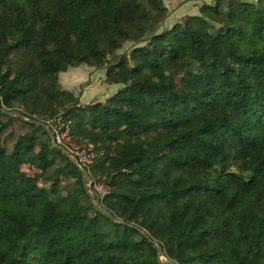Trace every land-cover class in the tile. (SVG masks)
<instances>
[{"label":"trees","instance_id":"trees-1","mask_svg":"<svg viewBox=\"0 0 264 264\" xmlns=\"http://www.w3.org/2000/svg\"><path fill=\"white\" fill-rule=\"evenodd\" d=\"M166 14L0 0L1 106L91 145L83 167L123 221L42 127L0 109V264H160L150 239L174 264H264V0H214L157 32ZM126 42L144 43L114 56ZM82 64L123 86L80 104L58 75Z\"/></svg>","mask_w":264,"mask_h":264},{"label":"rangeland","instance_id":"rangeland-1","mask_svg":"<svg viewBox=\"0 0 264 264\" xmlns=\"http://www.w3.org/2000/svg\"><path fill=\"white\" fill-rule=\"evenodd\" d=\"M248 1L256 2L257 0ZM163 2L167 8V14L158 26L156 30L157 32H161L163 29L171 28L175 23L182 22L189 15L198 14L199 8L202 4H212L214 0H163ZM143 43L144 42L133 45L131 42H126L123 47L116 51L114 56H118L120 54H126L128 56L134 46H139ZM112 60L114 59L112 58ZM105 72V67L96 68L82 64L77 67H69L66 71L59 73L58 77L62 88L73 92L80 104H88L95 101H105L106 98L113 95L123 86L122 84L106 83ZM143 75L148 76L147 71H143ZM66 144L69 147L68 151L73 152L74 145L70 143L69 140ZM91 148V145H88L87 149H80L87 160L86 163L90 162L94 155ZM78 163L82 168H84L83 163ZM24 170L29 175H33L35 172V170L29 166H24ZM89 182L92 184L91 179H89ZM92 186L96 189V191H98V193L103 192L102 186L96 184H92Z\"/></svg>","mask_w":264,"mask_h":264},{"label":"water","instance_id":"water-1","mask_svg":"<svg viewBox=\"0 0 264 264\" xmlns=\"http://www.w3.org/2000/svg\"><path fill=\"white\" fill-rule=\"evenodd\" d=\"M0 109L3 112H6L8 114L14 115L17 118L29 122V123H33L37 126H40L44 129V131L47 133L51 145L53 148H56L58 150H60L62 152L63 155H65L71 162L72 164L80 171L81 173V181L84 187V190L86 191V193L89 195V198L91 200V202L93 203L94 207L101 212L106 218H108L110 221L114 222V223H123V221L119 220L118 218L110 215V213L108 212V210L106 208H104L101 204H100V198H99V193L98 191H96V189L92 186L91 182H89L90 176L88 174V172L82 168L77 159L72 156L69 151L64 148L63 146L57 144L55 142V138H54V133L51 130L50 126L42 121L36 120V119H31V118H26L24 117V115L18 111V110H14V111H7L5 110L2 106H1V101H0ZM95 197V200H94ZM141 234L144 235L146 238H148L145 234L144 231H141ZM152 246L154 247L155 251H156V258H157V262L160 264H174L172 263L169 259L165 258L164 254H163V249L161 248L160 245H158L155 241L151 240Z\"/></svg>","mask_w":264,"mask_h":264},{"label":"built area","instance_id":"built-area-1","mask_svg":"<svg viewBox=\"0 0 264 264\" xmlns=\"http://www.w3.org/2000/svg\"><path fill=\"white\" fill-rule=\"evenodd\" d=\"M50 128L54 133L55 142L68 150L69 147L66 144L69 140L68 133H67L68 132L67 123L63 122L61 118H58L55 120V123L52 124V126H50ZM73 149H74L73 152L70 151L69 153L72 154L77 159L78 162L83 163V164L90 163V162L86 163L87 160L82 154L80 149L74 146H73Z\"/></svg>","mask_w":264,"mask_h":264}]
</instances>
